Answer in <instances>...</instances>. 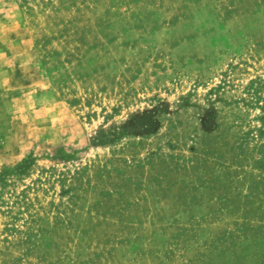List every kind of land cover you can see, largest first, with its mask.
<instances>
[{
	"label": "rangeland",
	"instance_id": "374dc122",
	"mask_svg": "<svg viewBox=\"0 0 264 264\" xmlns=\"http://www.w3.org/2000/svg\"><path fill=\"white\" fill-rule=\"evenodd\" d=\"M0 264H264V0H0Z\"/></svg>",
	"mask_w": 264,
	"mask_h": 264
},
{
	"label": "trees",
	"instance_id": "16d2710c",
	"mask_svg": "<svg viewBox=\"0 0 264 264\" xmlns=\"http://www.w3.org/2000/svg\"><path fill=\"white\" fill-rule=\"evenodd\" d=\"M143 126V122L141 120H136L133 124L132 127L133 129L141 128Z\"/></svg>",
	"mask_w": 264,
	"mask_h": 264
}]
</instances>
